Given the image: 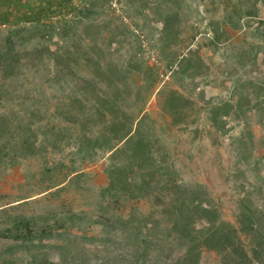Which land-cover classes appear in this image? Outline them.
I'll list each match as a JSON object with an SVG mask.
<instances>
[{
	"label": "rangeland",
	"instance_id": "1",
	"mask_svg": "<svg viewBox=\"0 0 264 264\" xmlns=\"http://www.w3.org/2000/svg\"><path fill=\"white\" fill-rule=\"evenodd\" d=\"M74 1L19 34L0 25V232H51L12 252L0 238V260L183 264L174 199L190 191L254 259L239 215L264 224V0Z\"/></svg>",
	"mask_w": 264,
	"mask_h": 264
},
{
	"label": "trees",
	"instance_id": "2",
	"mask_svg": "<svg viewBox=\"0 0 264 264\" xmlns=\"http://www.w3.org/2000/svg\"><path fill=\"white\" fill-rule=\"evenodd\" d=\"M36 1L38 5H33L30 8L24 3V0H0V25L16 24L18 27L23 26L20 30L15 31V34H19L25 31L27 26L40 27L56 15L60 19L63 14H75L78 10L74 0ZM7 41V46H9L8 55L12 53L15 39L8 37ZM4 54H0V59H2L1 57ZM233 108L234 106L231 103L215 107L213 109L214 122L217 123L218 115L221 112L228 116ZM128 137L129 135L125 136L126 139ZM138 149L140 151L141 147H138ZM111 184L114 185L115 181L112 180ZM195 193L196 191H190L185 198L179 196L174 199V203L178 205L175 230L180 234V238L186 243L185 246L187 247L186 255L182 259L183 264H199L198 244H202L223 255L226 259V264H264V224L263 219L259 218L258 212L243 204L239 215V231L249 237L255 235L261 248L259 251L255 250L254 259H252L241 245L237 230L229 223L223 222L219 217L218 211L211 205L204 203L202 198ZM186 210L187 212H185ZM198 218L205 220L206 225L198 227ZM50 234L49 229H42L39 233H36L33 229V224L29 220L18 219L11 227L0 232V238L12 240L13 245L9 248L10 252H12L22 242L27 244V242H32L37 236L42 239ZM48 263L49 261L38 262L37 260L35 264ZM0 264H13V261L4 259L0 260Z\"/></svg>",
	"mask_w": 264,
	"mask_h": 264
}]
</instances>
